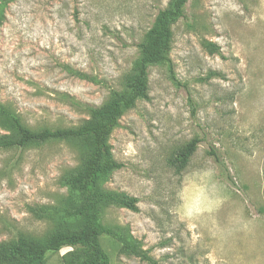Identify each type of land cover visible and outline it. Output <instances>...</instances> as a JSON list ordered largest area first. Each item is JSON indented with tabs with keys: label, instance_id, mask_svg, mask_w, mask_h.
<instances>
[{
	"label": "rangeland",
	"instance_id": "rangeland-1",
	"mask_svg": "<svg viewBox=\"0 0 264 264\" xmlns=\"http://www.w3.org/2000/svg\"><path fill=\"white\" fill-rule=\"evenodd\" d=\"M171 1L0 0V104L33 131L82 125L129 90L139 45ZM172 33L176 81L150 67L148 99L110 139L123 168L103 189L136 198L138 211L108 205L102 222L160 264H264V0H190ZM195 138L178 171L172 159ZM83 159L75 141L0 148V244L79 227L61 212ZM100 243L110 264H148L109 235Z\"/></svg>",
	"mask_w": 264,
	"mask_h": 264
},
{
	"label": "trees",
	"instance_id": "trees-1",
	"mask_svg": "<svg viewBox=\"0 0 264 264\" xmlns=\"http://www.w3.org/2000/svg\"><path fill=\"white\" fill-rule=\"evenodd\" d=\"M189 1L172 0L166 9L158 12L139 45L140 56L128 81L129 90L113 92L105 105L91 108L90 119L82 125L69 129L33 131L10 108L0 104V125L9 132V135L0 137V148L27 147L50 141H75L84 147L82 166L66 178V186L74 198L73 204L61 212L62 217L79 220V227L76 230L57 229L43 241L19 236L10 243H1L0 264H46L49 256L65 248L71 251L63 257L64 264H110L109 256L100 243L103 234L117 239L127 254L148 264H160L142 251L140 244L130 235L103 224L102 213L108 205L138 211L136 198L106 191L103 184L109 176L123 168V164L113 158L110 139L120 126L123 114L135 107L138 101L148 99L149 68L165 64L176 81L169 56L173 40L172 25L184 18ZM200 143L201 140L195 138L178 151L172 159L178 171L187 167ZM210 155L222 165L214 150L210 151Z\"/></svg>",
	"mask_w": 264,
	"mask_h": 264
}]
</instances>
